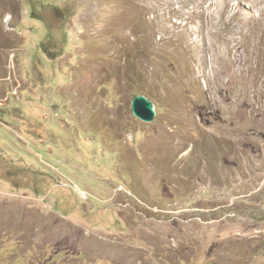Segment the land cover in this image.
<instances>
[{"label":"rangeland","instance_id":"rangeland-1","mask_svg":"<svg viewBox=\"0 0 264 264\" xmlns=\"http://www.w3.org/2000/svg\"><path fill=\"white\" fill-rule=\"evenodd\" d=\"M232 7L0 0V264H264V2Z\"/></svg>","mask_w":264,"mask_h":264},{"label":"bare ground","instance_id":"bare-ground-1","mask_svg":"<svg viewBox=\"0 0 264 264\" xmlns=\"http://www.w3.org/2000/svg\"><path fill=\"white\" fill-rule=\"evenodd\" d=\"M223 1L225 2V3H223ZM202 2V1H201ZM200 2V3H201ZM242 2H247L248 4H250V5H252L253 7H255V6H257V5H260V4H262L263 2H264V0H218V9L219 10H221L222 12V14L224 15L225 14V17H223L222 18V20L221 21H218V27L219 26H221V25H223V24H226L227 26H231V24H232V19L233 18H235V16H238V14H239V11L236 9V8H234V7H232V4H236L237 6L238 5H240V4H242ZM200 3H199V5H200ZM227 8H229V9H227ZM261 8V7H260ZM240 15V14H239ZM241 17H243L242 15H241ZM221 18V17H220ZM246 18V17H245ZM236 21V20H235ZM234 22V21H233ZM237 24V23H236ZM236 24H235V26H236ZM203 25L206 27V28H208L209 26H215V25H217L215 22H214V20L213 19H207L205 22H203ZM226 27V26H225ZM234 27V26H233ZM211 28V27H210ZM231 28V27H230ZM229 28V29H230ZM239 28V27H238ZM235 29V28H234ZM231 30V29H230ZM213 31V30H212ZM226 31H228V29L226 30ZM233 31H235V30H233ZM233 31H232V33H231V35L233 34ZM218 32H220V31H218ZM216 33V32H215ZM218 35V33L216 34V36ZM224 35V34H223ZM231 35H229V34H226L225 35V37H227V40L229 41V42H231V41H233V35L231 36ZM221 36V35H220ZM225 37H223V38H225ZM220 37H218V40H220L219 39ZM261 39V38H260ZM214 47V46H213ZM232 48V47H231ZM227 49V48H226ZM225 49V50H226ZM232 50V49H231ZM214 51V50H213ZM220 51V50H219ZM217 53V52H216ZM220 53V52H219ZM238 53V52H237ZM214 54V53H213ZM227 54V53H226ZM243 54V53H242ZM241 54V55H242ZM262 54V53H261ZM237 55V54H236ZM239 57H241L240 55H238ZM249 56V55H248ZM223 57V56H222ZM221 56H219V58H222ZM236 57V56H235ZM215 59V58H214ZM224 58H222V60H223ZM240 59V58H239ZM239 59H237V60H239ZM248 59V58H247ZM226 60V59H225ZM218 62H220V61H218ZM228 62V61H227ZM226 62V63H227ZM234 62V61H233ZM232 62V63H233ZM236 62V61H235ZM246 62V61H245ZM248 62V61H247ZM259 62V61H258ZM221 63V62H220ZM224 62H222V64H223ZM241 63V62H240ZM239 63V64H240ZM236 64V63H235ZM242 64V63H241ZM250 63H248V65H249ZM220 65V64H219ZM224 65H226L225 63H224ZM229 65V64H228ZM227 65V66H228ZM231 66V65H230ZM229 67V66H228ZM243 67V66H242ZM250 67V66H249ZM224 68H226L225 66H224ZM223 67H219V72L221 71H223V70H225ZM232 68H234V67H232ZM231 68V69H232ZM259 68V67H258ZM230 69V68H229ZM228 69V70H229ZM242 70V69H241ZM254 71H256V70H254ZM230 72V71H229ZM244 72V71H243ZM253 72V71H252ZM245 73V72H244ZM243 73V74H244ZM222 75H223V73H221ZM240 75V74H239ZM241 76V75H240ZM244 77V76H243Z\"/></svg>","mask_w":264,"mask_h":264},{"label":"water","instance_id":"water-1","mask_svg":"<svg viewBox=\"0 0 264 264\" xmlns=\"http://www.w3.org/2000/svg\"><path fill=\"white\" fill-rule=\"evenodd\" d=\"M156 104L144 94L136 95L132 99L133 114L145 122H152L157 115Z\"/></svg>","mask_w":264,"mask_h":264}]
</instances>
